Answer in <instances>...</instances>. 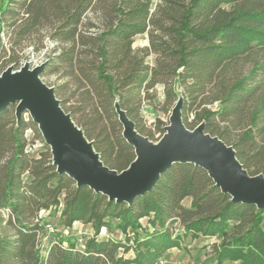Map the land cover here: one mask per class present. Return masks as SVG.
Masks as SVG:
<instances>
[{"label": "trees", "instance_id": "trees-1", "mask_svg": "<svg viewBox=\"0 0 264 264\" xmlns=\"http://www.w3.org/2000/svg\"><path fill=\"white\" fill-rule=\"evenodd\" d=\"M144 35L149 45L134 47ZM6 36L0 76L25 64H46L42 81L59 74L54 90L63 111L110 170L127 171L137 158L120 112L157 141L140 122L143 103L161 86L164 111L181 100L186 129L202 125L233 148L249 176L264 177V0H160L155 8L152 0H0V55ZM29 45L44 61L21 54ZM16 113V105L0 112V264H159L178 246L176 224L186 235L219 238L217 264H264V208L233 202L203 168L177 163L149 193L119 204L58 173L38 126ZM28 130L45 148L37 156L26 151ZM53 209L68 228L92 226L84 250L55 242L43 257L41 214ZM143 219L158 230L141 238ZM111 221L134 239L98 240ZM122 249L134 250V259Z\"/></svg>", "mask_w": 264, "mask_h": 264}, {"label": "water", "instance_id": "water-1", "mask_svg": "<svg viewBox=\"0 0 264 264\" xmlns=\"http://www.w3.org/2000/svg\"><path fill=\"white\" fill-rule=\"evenodd\" d=\"M45 67L42 64L31 69L25 64L19 71L9 68L1 75L0 112L16 105L18 120L28 113L51 148L57 172L73 179L78 187H89L110 201L131 205L149 193L173 165L190 163L206 170L233 202L264 208V177L249 176L233 148L205 134L202 125L194 131L186 129L181 100L172 111L170 126L157 143L140 135L120 112L123 137L135 149L137 158L127 171L110 170L71 116L63 111L54 88L42 81Z\"/></svg>", "mask_w": 264, "mask_h": 264}, {"label": "rangeland", "instance_id": "rangeland-1", "mask_svg": "<svg viewBox=\"0 0 264 264\" xmlns=\"http://www.w3.org/2000/svg\"><path fill=\"white\" fill-rule=\"evenodd\" d=\"M153 8H155L158 4H160V0H152ZM49 44V41L47 42ZM149 45L148 37L146 35L139 36L136 38L134 47L143 48ZM5 47L8 50L5 53H1L0 55V68L4 64L5 60L9 58V47L10 43L8 41V37H5ZM20 52V51H19ZM21 54L25 56H29L30 59L34 63H39L44 61V54L40 55L34 54V50L32 47H25ZM148 64L153 67L155 65V56L149 57L147 60ZM39 64H37L38 66ZM12 66H9L10 68ZM1 77V76H0ZM59 74L53 73L49 77L44 78L43 82L47 84V86L54 88L56 85L62 83ZM151 97L153 96V100L145 101L143 103L141 109V122L140 127L145 130V132H152L155 135V140L151 141L153 143H157L161 140V136L158 132V128L163 123L162 128L165 130L170 126V118L172 115V110L166 112L163 110L164 104V93L163 88L161 86L156 87L153 91L150 92ZM68 107V105H67ZM25 119L28 121L31 119V116L27 113L24 115ZM45 142V141H44ZM44 146L39 139L35 138V134L32 130L27 131V146L26 151L30 156H37L40 152L44 151ZM51 151V148H50ZM184 205L186 207H190V202L188 200L184 201ZM44 217V223L47 226H50L48 229V237L44 239L43 246V257L46 256L48 248L52 243L62 242L67 247L71 244L75 245L77 249L84 250L85 244L89 239L95 237V231L93 230L91 225L83 224L80 222H76L72 227L68 228L62 224L61 221V213L60 210L53 209L52 211H43L41 214ZM146 221L147 219H143L141 224L146 226L147 231H139L141 238L145 237L143 233L151 234V232L158 230V228H154L149 225ZM112 227L109 230L103 229L101 233L96 237L98 240L105 239H121L123 242L128 243L134 239V234L131 230L128 231V237L123 236L122 232L117 230L115 227L116 221H111ZM149 225V227H148ZM174 237L179 235L178 246L168 250L160 260L159 264H217V256H216V248L220 246L221 240L219 238H206L202 236H192L191 234L186 235L183 228L180 225H174ZM52 230V231H51ZM133 243V242H132ZM132 243H130L132 245ZM125 255L128 259H134L135 252L134 250H130L127 253H124L123 249L120 250L119 255ZM225 264H239L234 262H226Z\"/></svg>", "mask_w": 264, "mask_h": 264}, {"label": "crops", "instance_id": "crops-1", "mask_svg": "<svg viewBox=\"0 0 264 264\" xmlns=\"http://www.w3.org/2000/svg\"><path fill=\"white\" fill-rule=\"evenodd\" d=\"M189 202H190V205L189 206H191V203H192V201L191 200H188ZM147 222V221H146Z\"/></svg>", "mask_w": 264, "mask_h": 264}, {"label": "built area", "instance_id": "built-area-1", "mask_svg": "<svg viewBox=\"0 0 264 264\" xmlns=\"http://www.w3.org/2000/svg\"><path fill=\"white\" fill-rule=\"evenodd\" d=\"M27 153H28V150H27ZM29 154V153H28ZM47 228L49 229L50 228V226H47ZM52 231V230H51Z\"/></svg>", "mask_w": 264, "mask_h": 264}]
</instances>
